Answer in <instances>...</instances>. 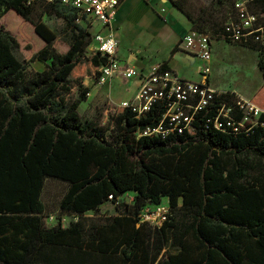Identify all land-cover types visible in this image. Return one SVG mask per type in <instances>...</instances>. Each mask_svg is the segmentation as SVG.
I'll return each mask as SVG.
<instances>
[{
	"label": "trees",
	"instance_id": "16d2710c",
	"mask_svg": "<svg viewBox=\"0 0 264 264\" xmlns=\"http://www.w3.org/2000/svg\"><path fill=\"white\" fill-rule=\"evenodd\" d=\"M185 2L171 0L191 31L208 34V25L232 42L223 26L196 20ZM9 11L30 24L43 45L27 59L0 25V264H264V103L254 99L264 82L250 99L262 113L247 132L213 129L205 122L213 112L204 117V110L191 135H139L158 125L166 109L161 104L141 119L113 106L107 123L101 114L83 121L78 108L90 92L83 81L96 78L107 62L89 50V26L76 22L75 8L59 3L0 0V20ZM44 15L63 21L65 52L55 48L57 35ZM241 46L257 51L264 81V48ZM33 61L44 68L29 71ZM220 98L230 106L237 100L230 92ZM45 179L67 185L59 211L76 221L45 224ZM127 193L132 202L122 203L118 216L84 217ZM162 202L169 215L160 228L140 222L144 207Z\"/></svg>",
	"mask_w": 264,
	"mask_h": 264
},
{
	"label": "built area",
	"instance_id": "2783aa9c",
	"mask_svg": "<svg viewBox=\"0 0 264 264\" xmlns=\"http://www.w3.org/2000/svg\"><path fill=\"white\" fill-rule=\"evenodd\" d=\"M124 0H27L31 5L35 2L44 4L59 3L70 6L77 11V23H84L92 29V44L90 51L99 52L107 58V62L98 68V76L94 82L104 85L113 78L124 80L135 79L138 86L133 97L120 102V107L130 108L137 119H141L154 105L165 106L156 127H148L139 135L161 136L191 135L194 133V123L200 113L208 117L205 122L213 129L221 132H247L258 124L262 111L254 106L250 99H245L237 93L219 90L209 84L212 61V41L208 34L196 31L187 32L181 41V48L186 54L198 58L201 65L198 70L199 81L181 78L168 68L156 66L150 72L143 73L137 68L121 63L117 58L118 40L111 31V25L116 10ZM264 2V0H261ZM259 0H233V15L229 16L225 27L226 38L235 44L257 45L264 48V11L259 9ZM256 10V11H255ZM164 12V9L160 10ZM95 26L99 31L93 32ZM108 30L103 33V30ZM227 92L236 97L235 106H230L220 98ZM238 116V117H237ZM208 127V126H206ZM112 199V196H109ZM169 215L166 202L155 206H146L141 210L140 222L153 228H160ZM77 220L75 215L59 214L44 217V222L55 221L62 224L67 220ZM55 226V225H54Z\"/></svg>",
	"mask_w": 264,
	"mask_h": 264
},
{
	"label": "rangeland",
	"instance_id": "374dc122",
	"mask_svg": "<svg viewBox=\"0 0 264 264\" xmlns=\"http://www.w3.org/2000/svg\"><path fill=\"white\" fill-rule=\"evenodd\" d=\"M232 3L233 0H186L185 7L196 20L206 19L211 23L216 22L225 28L228 22V16L232 10ZM170 5H172L171 0ZM144 9L142 5L137 4L136 0H129L128 6L123 10L118 19L120 29L116 34L119 41V55L125 56L129 52H133L137 59L132 60V62H134L138 68V65L153 64L164 58L168 53V47L164 42L160 29L162 26L158 21L152 22L151 16L143 13ZM152 10L156 13L155 9L152 8ZM168 10L172 12V9L169 8ZM42 21L57 35L56 41L54 42L57 51L61 53L65 52L69 33L63 21L54 16L47 15L42 17ZM0 25L17 39L27 59H30L43 45L42 40L34 33L33 27L22 20L13 11L7 12L4 17L1 18ZM134 26L137 28V33L133 34L132 29ZM114 28H116L115 16L111 25V31L113 33ZM190 29H192L191 23ZM205 31L210 34L213 47L211 73L209 75L212 87L223 91H233L245 99L254 97L264 82L257 68V51L213 35V29L208 25L205 27ZM37 64V61L31 62L28 70H37ZM200 65L201 62L199 59L194 57L190 60L189 64L180 63L176 67V71L179 75L185 76L191 80H196V70ZM144 71L146 72L147 70ZM134 80L135 79H116L112 81V86L123 87L124 90L128 89L126 90V98L131 99L134 94L131 82ZM254 99L257 102L264 103V91L263 94H257ZM112 108V104L106 101L100 103L93 102L88 103V105L84 104L79 106L78 112L83 121L91 120L97 114H101L102 122L107 123L108 114L111 112ZM66 189L67 185L63 182L55 179H45L40 196L45 218L54 216L55 220L56 216L60 214L59 202ZM132 198V193H127L120 197L117 202H106L99 208L98 212H87L84 214V217L105 220L109 217L118 216L120 214L118 207L121 206L122 203H131ZM71 221L73 220L68 219L63 222L62 225L65 227ZM56 224L55 221L48 222L47 226L51 227ZM168 249H170L169 245H167L166 250Z\"/></svg>",
	"mask_w": 264,
	"mask_h": 264
},
{
	"label": "crops",
	"instance_id": "0c3cea01",
	"mask_svg": "<svg viewBox=\"0 0 264 264\" xmlns=\"http://www.w3.org/2000/svg\"><path fill=\"white\" fill-rule=\"evenodd\" d=\"M136 1L138 5H142L145 8L143 13L146 15H150L152 22L158 21L159 24L162 26L160 27V29H161L164 42L166 43L168 47V53L164 58L160 59L159 61H156L153 64L138 65L139 66L138 68L136 64L132 62V60L137 59L136 55L133 52H129L125 56L119 55V44H118V48H117L118 60L123 64H129L137 68L143 73L150 72L156 66H159L163 64L164 62H166L168 69L174 71L181 78L191 80V79L186 78L185 76L179 75L176 71V67L180 63L189 64L191 60L190 58L187 57V54L181 48V41H182L183 36L191 30L190 21L186 18V16H184L174 6L170 5V0H136ZM128 4H129V0H124L115 12V15H114L115 23H116V28H114L115 36L117 34V31L120 29V23H118V19L120 18V15L122 14L123 10L128 6ZM152 8L156 10V13L153 12ZM169 8L172 9V12H169L168 10ZM161 9H164V12H161L160 11ZM132 30H133V34L137 33V28L135 26L133 27ZM96 31H99L98 26H95L93 28V32H96ZM107 32H108L107 29L103 30V33H107ZM175 46L178 47V51L172 55L171 50ZM212 50H213V47H212ZM36 67H37V71H41L44 68V65L41 63H38ZM144 70H147V71L145 72ZM198 70L199 68H197L196 70V76H197L196 80H192V81L200 80L199 75H198ZM116 79H121V78H117V77L113 78L109 82L105 83L104 85H98L97 83L94 82L93 79H89V78L85 79L83 81V85L89 88L90 92L88 94L87 100L84 101L83 103L88 105V103H93V102L100 103V102L106 101L112 104V106H119L120 102L129 100V98H126L127 97L126 90L128 89L124 90L123 87H117V86L113 87L112 86V81ZM209 84H210V80H209ZM137 86H138L137 80H134L133 82H131V87H133L134 94L137 89ZM83 103H81L80 106L84 105Z\"/></svg>",
	"mask_w": 264,
	"mask_h": 264
},
{
	"label": "water",
	"instance_id": "95a60500",
	"mask_svg": "<svg viewBox=\"0 0 264 264\" xmlns=\"http://www.w3.org/2000/svg\"><path fill=\"white\" fill-rule=\"evenodd\" d=\"M187 57L190 59L194 58V56L192 54H187Z\"/></svg>",
	"mask_w": 264,
	"mask_h": 264
}]
</instances>
